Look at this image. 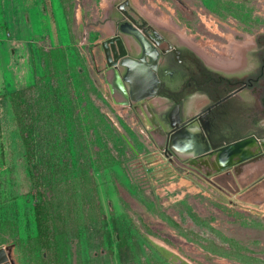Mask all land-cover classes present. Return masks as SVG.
Segmentation results:
<instances>
[{
  "label": "rangeland",
  "instance_id": "1",
  "mask_svg": "<svg viewBox=\"0 0 264 264\" xmlns=\"http://www.w3.org/2000/svg\"><path fill=\"white\" fill-rule=\"evenodd\" d=\"M125 1L132 15L169 42L185 45L176 37L182 33L214 58L230 40L252 41L264 28L256 0H60L69 42L59 45L55 32L31 36L26 27L27 11L37 0H5L0 14V249L11 264H264V173L245 186L234 175L235 168L244 169L240 164L205 174L165 156L158 134L149 132L111 87L112 70L101 45L114 37L121 18L116 7ZM140 8L164 19L168 28L154 26ZM108 22L109 34L104 32ZM22 59L30 74L20 90L45 82L51 87V115L58 108L66 114L52 119L55 127L66 123L58 136L32 134L33 161L9 94L18 88ZM37 95L35 90L22 99L32 108L30 122L40 109ZM50 136L55 142L42 147ZM48 158L72 160L73 166L64 170L68 176L63 174L59 189L45 188L48 233L37 240L33 194L40 169L46 167L49 180L48 163L43 166ZM226 174L235 183L223 185ZM154 246L171 253L172 262Z\"/></svg>",
  "mask_w": 264,
  "mask_h": 264
},
{
  "label": "flooded vegetation",
  "instance_id": "2",
  "mask_svg": "<svg viewBox=\"0 0 264 264\" xmlns=\"http://www.w3.org/2000/svg\"><path fill=\"white\" fill-rule=\"evenodd\" d=\"M256 1L259 4L256 14L264 16L260 12H264V0ZM130 12V8L127 9L128 15L142 24ZM120 14L114 37L120 36L128 57L138 60L142 47L133 37L121 33L120 27L126 31L132 24ZM146 31L156 44H152L154 48L150 54L158 59L157 94L141 103L127 100L125 105L134 111L143 126L147 129L148 123L138 111H142L151 123V129L147 130L156 132L165 143L170 137V126L180 121L179 127L194 129L192 136L200 144L199 150L225 142H254L260 149L256 156L264 155V28L253 37L254 49H250L246 57L244 55L243 65L232 70L206 63L190 47L169 42L157 30V34L149 29ZM114 47L117 50L116 42ZM112 69L121 77L126 75L123 68ZM129 85L124 83L126 91ZM163 152L171 157L167 151Z\"/></svg>",
  "mask_w": 264,
  "mask_h": 264
},
{
  "label": "water",
  "instance_id": "3",
  "mask_svg": "<svg viewBox=\"0 0 264 264\" xmlns=\"http://www.w3.org/2000/svg\"><path fill=\"white\" fill-rule=\"evenodd\" d=\"M128 5V1H125L123 3H120L117 7V9L132 24L131 27H129V30L124 31L120 27V31L125 35L133 37L140 44V46L142 47L141 58L138 60H132L128 57L127 50L124 47L120 36L112 37L103 42L101 45L107 58V67L112 70V72L110 73H113V88L114 90H116V92H119L125 98L123 102L124 105L128 103L127 100H130L131 103H141L149 98L155 97L157 94L156 85H158V78L156 74L158 59L156 58V56H152L150 54V51L154 48L152 47V44L154 45L155 42L151 39L146 30L149 29L156 34L157 32L151 25H149L148 22L142 20L140 17L138 18V16L135 15V18L140 19L139 21H141L142 24H139L136 19L128 15ZM114 42L117 43V50L114 47ZM145 57L148 58V61ZM112 67L123 68L124 70H126V75L124 77H121L118 74V71H113ZM125 82L130 84L129 91L125 90ZM179 123L180 121L175 126H170V137L167 143H165L163 139H160L163 142L162 150L167 151L175 159L183 160L188 164L191 161H196L198 159L207 160L214 156L222 162H227L233 155L239 153V147L249 143H219L211 145L209 149H205L202 151L201 149L199 150L200 144L193 139L192 134L195 132L194 129H190L187 126L182 125L180 126V128ZM154 125L157 126L156 123H154ZM199 125L202 124L199 123ZM234 150H236L235 153H233ZM256 154L243 158L237 163L241 162L240 164H243L248 160L257 161V159L259 158H257ZM263 156L264 155H262L261 157L263 158ZM0 264H11L8 261L6 251L2 248L0 249Z\"/></svg>",
  "mask_w": 264,
  "mask_h": 264
},
{
  "label": "trees",
  "instance_id": "4",
  "mask_svg": "<svg viewBox=\"0 0 264 264\" xmlns=\"http://www.w3.org/2000/svg\"><path fill=\"white\" fill-rule=\"evenodd\" d=\"M65 11V9H64ZM41 80V79H40ZM37 81V79H36ZM39 81V80H38ZM55 84V82H54ZM51 87L46 84L45 82H42L39 86H37V83L34 85H31L27 87L26 89L23 90H17L14 91L10 94V101L12 105V111L13 115L15 117L17 126L21 132V137L23 141L24 148L28 154V159L30 161H33L34 156H33V151H32V134L38 133V134H49V133H54L56 132V136L58 134L63 133L66 130V123L63 122L62 125H59L55 127V125L52 122V119L54 117H59L60 119H65L66 114L64 113L63 110H58L55 111L53 115H51L50 110H48V104L51 102L49 99L48 93L49 89ZM37 90L39 92V95H37V100L38 104H40V109L37 110V115L35 116V120L31 121V110L32 108L29 109V100L23 102L22 99L24 97H30L31 98V93ZM41 104H44L41 107ZM33 117V116H32ZM38 119H41L43 121V125L41 126L38 122ZM27 120V123H24L23 121ZM37 121V122H36ZM27 129V131H26ZM54 137H51L46 139V142L43 143L41 142L42 147L50 146L55 142ZM48 163V172H49V180H45L44 173H45V166L44 164ZM43 166L45 168L40 169L39 173L36 174L37 177V184L35 188V192L33 194L35 204H34V210H35V223H36V229H37V240L42 239L45 237L48 233V228L46 227V222L45 219L47 218L46 215V208L49 202L47 201L46 197V186L48 185V188H50L51 193L53 191L59 189L63 183L60 181L62 178L65 176H68L64 174V170H69L73 166V161L69 160V163L67 164L65 160H54L53 158H48V160H44ZM64 174V175H63ZM91 181H92V177ZM155 247V246H154ZM156 251L161 255L163 259L166 261L168 258L161 252V250L158 247H155Z\"/></svg>",
  "mask_w": 264,
  "mask_h": 264
},
{
  "label": "crops",
  "instance_id": "5",
  "mask_svg": "<svg viewBox=\"0 0 264 264\" xmlns=\"http://www.w3.org/2000/svg\"><path fill=\"white\" fill-rule=\"evenodd\" d=\"M4 1L5 0H0V14L4 13V11H3V6H4L3 2ZM37 1L39 3L35 4L34 6H32L31 8L28 9L27 17L25 18V21L27 22L26 27L31 30L30 35L31 36H33V35L38 36V35L44 34V33L49 34L51 32H55L57 34L56 39L58 41V44L59 45H66L69 42L68 26L66 24V20L64 17V9L61 6L60 0H37ZM29 24H30V26H29ZM107 25H110V27L112 29V23L111 22H108ZM112 34H114V33H112ZM30 37L25 38V41L29 42ZM21 63H23L22 66L25 69L23 71H22V69L17 71L19 82H16L18 88L15 91L20 90L21 88H23L25 86L24 84H25V80L27 78V75L30 74L29 66H28L26 60L22 59ZM110 75L112 76V73H110ZM111 76L109 79L112 78ZM119 95H121V94L118 92L117 96L119 97ZM199 108H200V105L197 106V111ZM138 114H141V112L138 111ZM240 163L241 162L236 163V164L233 163L234 165L233 164L228 165L227 167H225L222 170H225L232 165H233L232 167H234L235 165H239ZM240 165H242V167H244V169H241L239 167L235 168L234 175L236 177L235 178L236 181L238 183H243L245 186L253 185L258 180L257 175L264 173V170H262V165H260L258 160L256 162L248 160L247 162H244L243 164H240ZM232 167H230V168H232ZM204 173L210 174L212 172L206 173L204 171ZM232 182L235 183L234 178L232 179V175L227 176V174H226L224 179L222 180V184L226 185V186H230ZM163 254L168 258V260H167L168 262H172V259L174 257L171 253H169V252L165 253L164 252Z\"/></svg>",
  "mask_w": 264,
  "mask_h": 264
},
{
  "label": "bare ground",
  "instance_id": "6",
  "mask_svg": "<svg viewBox=\"0 0 264 264\" xmlns=\"http://www.w3.org/2000/svg\"><path fill=\"white\" fill-rule=\"evenodd\" d=\"M138 13L149 18V20L152 22V24L154 26H156L157 28L159 27L160 29H163V30H166L168 28L167 23L164 19H159V18L157 20L153 19L151 17V15L146 10H144L143 8H140ZM104 32L108 33V34L112 32L110 25H107L104 28ZM176 37L180 43L185 44L188 47H191L195 51H197L199 56L206 63L212 64V65H215L217 67L224 68V69H229V70L240 68L243 65L244 55H245L246 51L251 48V45H252V41L237 43V42H233L232 40H230V42L224 47V50H223L222 54L220 55V57L214 58V57L208 56L201 48H198V46L196 47L191 42H189L184 37V35L182 33H176ZM229 55H231L232 58H230ZM109 80H110V83L112 85V78ZM137 109H140V108L137 107ZM141 116L144 119V121L146 120V122L148 123L146 127L148 130H150L151 129V123L144 116L142 111H141ZM239 148H240L239 153L233 155L230 158V160H228L227 162H222L221 160H218L214 156V157H211L207 160L198 159L196 161H191L190 163L193 166L204 170L206 173H210L213 171L222 170L225 167H227L228 165H231L233 163H237L238 161H240L243 158H246L248 156H251V155L258 153L260 150L257 147L256 143H254V142H249V143H247L244 146H241ZM235 152H236V150H234L233 153H235ZM259 163H260V165H262V170H264V156H263V158L261 157V160H259Z\"/></svg>",
  "mask_w": 264,
  "mask_h": 264
}]
</instances>
